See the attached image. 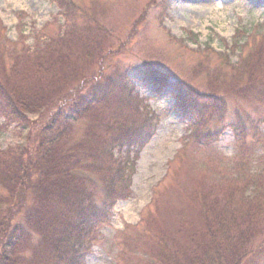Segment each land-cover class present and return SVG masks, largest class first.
<instances>
[{"label":"trees","instance_id":"1","mask_svg":"<svg viewBox=\"0 0 264 264\" xmlns=\"http://www.w3.org/2000/svg\"><path fill=\"white\" fill-rule=\"evenodd\" d=\"M50 1L60 8L57 30L45 27L31 44L24 34L10 41L0 18V117L3 127L23 133L0 149V264H87L117 201L131 197L136 160L160 122L131 99L136 86L127 69L108 70L114 35L99 6ZM258 42L247 37L236 47H248L249 55L242 53L236 70L247 81L234 91L264 104V64L253 54ZM143 80L158 92L169 85L152 65ZM174 88L176 105L193 118L218 108L220 85L199 100L185 82ZM43 113L48 119L38 125ZM237 145L244 152L245 144ZM244 168L196 187V213L177 220L178 228L151 233L148 261L264 264V170L240 173Z\"/></svg>","mask_w":264,"mask_h":264},{"label":"rangeland","instance_id":"2","mask_svg":"<svg viewBox=\"0 0 264 264\" xmlns=\"http://www.w3.org/2000/svg\"><path fill=\"white\" fill-rule=\"evenodd\" d=\"M75 1L86 8L99 6L100 16L106 13L114 35L108 70L126 68L136 86L131 99L160 119L140 154L131 197L117 202L87 264H151L154 260L145 256L148 236L159 228H178L177 220L196 213V187L222 182L234 167H245L240 173L264 170V104L234 91L247 81L248 74L236 71L242 53L249 55L248 47L236 49L247 37L259 41L253 54L264 64V0ZM58 13L48 0H0L4 34L12 42L24 34L31 44L45 27L55 32ZM59 23H64L61 17ZM148 65L168 75L169 85L160 92L143 81ZM179 81L192 86L198 100L220 85L214 114L193 118L179 108L174 98ZM40 117H32L39 118L38 125L48 119L44 113ZM3 122L0 117V149L22 141L23 134L15 126L2 127ZM124 243L135 244L126 248Z\"/></svg>","mask_w":264,"mask_h":264}]
</instances>
